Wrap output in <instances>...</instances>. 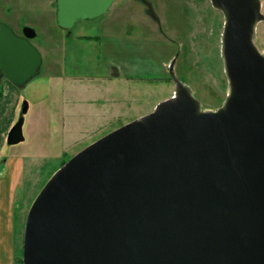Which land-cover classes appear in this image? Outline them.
Here are the masks:
<instances>
[{"label":"water","instance_id":"1","mask_svg":"<svg viewBox=\"0 0 264 264\" xmlns=\"http://www.w3.org/2000/svg\"><path fill=\"white\" fill-rule=\"evenodd\" d=\"M115 0H57L65 29ZM225 18L228 93L204 109L175 73V94L89 144L42 187L27 214L23 264H264L262 0H211ZM36 28L0 20V78L40 72ZM24 100L7 143L25 140Z\"/></svg>","mask_w":264,"mask_h":264},{"label":"rangeland","instance_id":"2","mask_svg":"<svg viewBox=\"0 0 264 264\" xmlns=\"http://www.w3.org/2000/svg\"><path fill=\"white\" fill-rule=\"evenodd\" d=\"M50 1L22 0L12 8V0H0V20L18 33L24 25L36 28L33 42L43 54L40 72L24 86L15 85L22 103L30 104L25 140L6 141L21 103L1 150L3 159L19 162L23 170L13 211L19 260L27 214L45 183L89 144L172 97L173 60L176 75L204 109L219 108L229 89L221 55L225 18L211 0H115L104 14L78 20L70 35ZM256 43L264 51V21ZM111 63L122 66L126 77H104Z\"/></svg>","mask_w":264,"mask_h":264},{"label":"crops","instance_id":"3","mask_svg":"<svg viewBox=\"0 0 264 264\" xmlns=\"http://www.w3.org/2000/svg\"><path fill=\"white\" fill-rule=\"evenodd\" d=\"M21 1L12 0L8 4L15 3L19 5ZM54 1H50L49 4L55 5ZM11 7L14 8L13 4ZM11 7H9L10 11ZM70 34L71 32H69ZM80 35L83 34L77 36ZM103 76L111 81L126 77L122 66L118 63L108 64ZM2 84L3 96L0 99V165L3 164V167L0 171V264H19L18 254H16L17 244L13 211L20 191V178L23 170L19 162L14 165L12 162H7V159H3L1 150L6 143V132L16 120L17 111L22 103V94L8 78H2ZM111 87L115 91V87L113 85ZM78 100L83 102L87 99L79 97Z\"/></svg>","mask_w":264,"mask_h":264},{"label":"trees","instance_id":"4","mask_svg":"<svg viewBox=\"0 0 264 264\" xmlns=\"http://www.w3.org/2000/svg\"><path fill=\"white\" fill-rule=\"evenodd\" d=\"M1 81H2V79L0 78V86H2L1 85ZM3 89H0V99L2 98V96H3V91H2ZM22 256H23V254H21ZM19 261H21V262H19ZM18 262L20 263V264H23V260H22V258H20V260H19V257H18Z\"/></svg>","mask_w":264,"mask_h":264}]
</instances>
